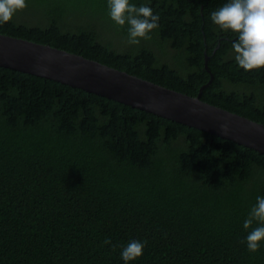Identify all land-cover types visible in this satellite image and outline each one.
Listing matches in <instances>:
<instances>
[{"label":"trees","instance_id":"trees-1","mask_svg":"<svg viewBox=\"0 0 264 264\" xmlns=\"http://www.w3.org/2000/svg\"><path fill=\"white\" fill-rule=\"evenodd\" d=\"M26 1L36 16L18 11L0 35L189 97L211 76L201 102L264 126V69H240L236 37L209 19L227 0H129L159 15L139 45L109 19L107 0ZM258 196L264 155L0 68V264H125L131 240L146 246L128 264H264V243L255 253L243 243Z\"/></svg>","mask_w":264,"mask_h":264},{"label":"water","instance_id":"water-1","mask_svg":"<svg viewBox=\"0 0 264 264\" xmlns=\"http://www.w3.org/2000/svg\"><path fill=\"white\" fill-rule=\"evenodd\" d=\"M203 67H206L204 58ZM0 68L80 89L264 155V126L81 56L0 35ZM228 128L227 134L220 130Z\"/></svg>","mask_w":264,"mask_h":264},{"label":"clouds","instance_id":"clouds-1","mask_svg":"<svg viewBox=\"0 0 264 264\" xmlns=\"http://www.w3.org/2000/svg\"><path fill=\"white\" fill-rule=\"evenodd\" d=\"M27 7L26 0H0V24L8 23L18 11ZM107 15L118 27L128 25L127 43L139 45L141 40L151 39L150 33L159 27V15L151 7L136 6L129 0H107ZM211 23L222 32L232 33L236 39L231 44L235 63L245 73L264 69V0H227L209 17ZM220 130L227 134L226 125ZM253 224L257 226L253 227ZM243 228L248 231L245 241L247 251L255 253L264 243V196H258L251 207ZM105 244H111L106 239ZM146 241L131 240L122 249L121 259L128 264L143 255ZM115 245H113V249Z\"/></svg>","mask_w":264,"mask_h":264},{"label":"rangeland","instance_id":"rangeland-1","mask_svg":"<svg viewBox=\"0 0 264 264\" xmlns=\"http://www.w3.org/2000/svg\"><path fill=\"white\" fill-rule=\"evenodd\" d=\"M27 7L24 8L22 11H20L27 19L32 18L33 16L35 17L36 14L39 11L38 7H35L32 3L27 2Z\"/></svg>","mask_w":264,"mask_h":264}]
</instances>
